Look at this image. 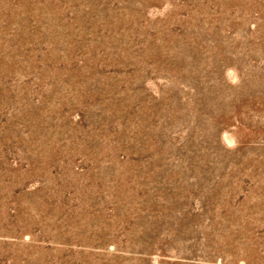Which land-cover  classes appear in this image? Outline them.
I'll use <instances>...</instances> for the list:
<instances>
[{
	"label": "rangeland",
	"instance_id": "1",
	"mask_svg": "<svg viewBox=\"0 0 264 264\" xmlns=\"http://www.w3.org/2000/svg\"><path fill=\"white\" fill-rule=\"evenodd\" d=\"M0 264H264V0H0Z\"/></svg>",
	"mask_w": 264,
	"mask_h": 264
}]
</instances>
